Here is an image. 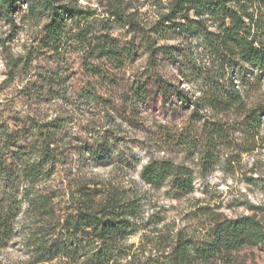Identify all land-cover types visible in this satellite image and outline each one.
<instances>
[{
  "label": "rangeland",
  "instance_id": "rangeland-1",
  "mask_svg": "<svg viewBox=\"0 0 264 264\" xmlns=\"http://www.w3.org/2000/svg\"><path fill=\"white\" fill-rule=\"evenodd\" d=\"M173 1L59 0L89 14L81 21L69 19L59 50L48 44L47 0H20L10 12L0 6V129L15 131L12 149L21 151L24 161L35 155L33 121H56L59 138L57 161L32 188L47 196L50 216L31 218L25 201L15 235L0 246V264H87L85 256L39 261L35 251V235L60 227L83 205L84 193L94 209L111 196L138 208L123 251L109 264H172L180 237L200 245L213 238L218 224L245 216L264 226V113L254 115L264 106V75L258 80L259 72L248 73L241 104H212L209 85L223 81L224 64L195 26H163ZM250 3L262 23H254L253 37L264 44V16L255 1ZM190 16L216 33L229 23L210 11L198 16L192 10ZM145 29L154 39L153 50ZM105 40L129 48L132 58L120 65L102 57L99 42ZM160 45L173 54L157 51ZM155 53L156 75L173 84L169 95L161 79L147 77ZM243 79V74L235 79L237 88ZM138 82L147 89L139 102ZM154 160L190 170L192 189L175 188L174 176L160 185L147 182L142 172ZM28 185L20 182L21 197ZM202 264H264V240L250 233L238 248Z\"/></svg>",
  "mask_w": 264,
  "mask_h": 264
},
{
  "label": "trees",
  "instance_id": "trees-1",
  "mask_svg": "<svg viewBox=\"0 0 264 264\" xmlns=\"http://www.w3.org/2000/svg\"><path fill=\"white\" fill-rule=\"evenodd\" d=\"M20 0H0V6L10 12L18 6ZM232 0H174L170 10L163 16L162 22L165 28H195L201 32L209 47L215 51L224 64L223 81L213 80L209 87L213 93L210 102L227 108L239 105L243 102V92L247 90L250 82L248 73L259 72L258 80L264 75V44H260L253 37L254 23H258L254 16V11H250L255 5L250 2L255 1L264 16V0H240L239 5H230ZM52 13V19L47 25L48 44L51 48L59 50L63 41L64 33L67 30L69 19L81 21L88 17V13L75 6L71 2L58 3L59 0H47ZM194 10L196 15L202 16L206 11H210L214 16L225 23L223 29L216 33L213 30L204 28L202 20L190 16V11ZM122 18L127 16L118 13ZM249 18V23L244 19ZM189 20L188 23L181 21ZM181 19V20H180ZM132 25L139 24L130 20ZM163 30V29H162ZM146 44L153 50L154 39L144 30ZM101 56L124 64L128 58H132L133 51L129 48H122L113 41L105 40L99 42ZM168 46L160 45L157 51L162 50L168 54H173L167 50ZM156 53L151 55V60L147 69V77H154L160 81L156 75ZM240 67H236V64ZM244 76L240 88H237L236 78ZM163 81L161 87L165 95L171 94L172 83ZM137 102L147 95L146 84L138 82L135 86ZM180 94L182 92L180 91ZM264 113V106L256 109L255 116ZM254 116V119H258ZM35 134V146L28 161L22 159L21 151H14L13 142L16 137L15 131L9 127L0 129V246H4L15 235L20 215L23 211L24 202H28V209L33 216L31 218L47 219L50 216L48 198L43 193H32V188L36 186V181L44 175L46 166L57 161L58 158V125L56 121L32 122ZM218 126L215 132L220 133ZM32 159H34L32 161ZM143 178L152 184L160 185L167 177H173V185L180 191H189L193 187V175L187 168L177 166L170 161H151L147 163L142 172ZM20 182L28 183L25 193L20 191ZM81 207L74 212L68 213L60 227L51 232L35 235V251L39 256V261H50L59 256L66 258H76L85 256L87 264H109L115 259L119 252L123 251V240L133 230V220L138 214V208L131 201H125L118 196H111L105 204L94 209L90 205V194L84 193ZM253 233L257 240H264V226L252 216H245L232 222L220 223L215 227L210 240L203 244L196 245L193 239L180 237L173 248L172 264H202L211 261L214 255L226 250L236 249L248 238V234Z\"/></svg>",
  "mask_w": 264,
  "mask_h": 264
}]
</instances>
